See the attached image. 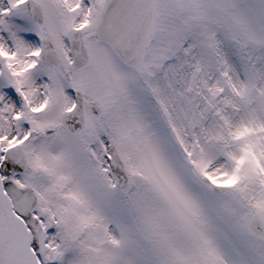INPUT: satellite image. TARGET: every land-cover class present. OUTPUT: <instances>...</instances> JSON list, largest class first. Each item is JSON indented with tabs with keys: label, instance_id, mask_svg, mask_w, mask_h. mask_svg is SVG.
Here are the masks:
<instances>
[{
	"label": "snow or ice",
	"instance_id": "6c2138e0",
	"mask_svg": "<svg viewBox=\"0 0 264 264\" xmlns=\"http://www.w3.org/2000/svg\"><path fill=\"white\" fill-rule=\"evenodd\" d=\"M0 264H264V0H0Z\"/></svg>",
	"mask_w": 264,
	"mask_h": 264
}]
</instances>
